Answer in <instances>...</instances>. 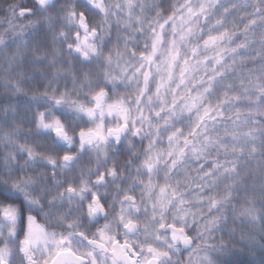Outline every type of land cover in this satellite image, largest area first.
Segmentation results:
<instances>
[{"label": "clouds", "instance_id": "9594fccd", "mask_svg": "<svg viewBox=\"0 0 264 264\" xmlns=\"http://www.w3.org/2000/svg\"><path fill=\"white\" fill-rule=\"evenodd\" d=\"M0 264H264V0H0Z\"/></svg>", "mask_w": 264, "mask_h": 264}]
</instances>
